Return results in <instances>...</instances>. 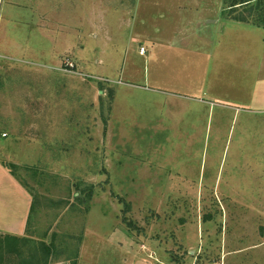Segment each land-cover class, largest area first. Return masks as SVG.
<instances>
[{"label": "rangeland", "instance_id": "1", "mask_svg": "<svg viewBox=\"0 0 264 264\" xmlns=\"http://www.w3.org/2000/svg\"><path fill=\"white\" fill-rule=\"evenodd\" d=\"M259 1L0 0V160L50 264H264Z\"/></svg>", "mask_w": 264, "mask_h": 264}, {"label": "crops", "instance_id": "2", "mask_svg": "<svg viewBox=\"0 0 264 264\" xmlns=\"http://www.w3.org/2000/svg\"><path fill=\"white\" fill-rule=\"evenodd\" d=\"M31 207L30 193L3 167L0 160V236L16 237L20 242L23 239L33 240L28 238L30 235L27 232V224L32 216ZM45 238H49L48 235ZM46 239L42 242L48 244ZM82 251L80 246L79 263Z\"/></svg>", "mask_w": 264, "mask_h": 264}, {"label": "trees", "instance_id": "3", "mask_svg": "<svg viewBox=\"0 0 264 264\" xmlns=\"http://www.w3.org/2000/svg\"><path fill=\"white\" fill-rule=\"evenodd\" d=\"M229 3V8L233 11L238 9L237 6L245 7L244 9L250 10V15H253V12L257 15L260 11L261 2L259 0H226ZM254 3V4H253ZM232 13V12H230ZM245 18H240V21H244ZM112 95V94H111ZM3 167H5L9 173L18 181L14 169L16 166L14 164H7L2 162ZM31 195L32 197V207L31 211L33 212L35 201L33 199L32 193L24 186L20 181H18ZM31 219V217H30ZM29 224V221H28ZM27 224V231H28ZM53 244L38 242L36 245H33V240L23 239V242H20V239L11 236H0V264H50L53 256ZM76 255V254H75ZM76 258V256H75ZM77 259H75L72 264H76Z\"/></svg>", "mask_w": 264, "mask_h": 264}, {"label": "built area", "instance_id": "4", "mask_svg": "<svg viewBox=\"0 0 264 264\" xmlns=\"http://www.w3.org/2000/svg\"><path fill=\"white\" fill-rule=\"evenodd\" d=\"M144 52H145L144 48H141L140 49V54H144ZM60 70H62L64 72H67V73H75L76 72V67L73 64L66 62L64 64V66ZM76 74L79 75L80 73L76 72Z\"/></svg>", "mask_w": 264, "mask_h": 264}]
</instances>
